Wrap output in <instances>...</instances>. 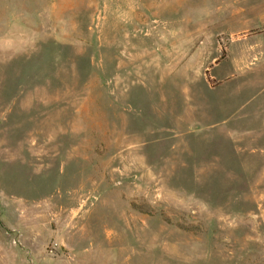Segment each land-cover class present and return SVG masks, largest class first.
<instances>
[{"label":"rangeland","instance_id":"obj_1","mask_svg":"<svg viewBox=\"0 0 264 264\" xmlns=\"http://www.w3.org/2000/svg\"><path fill=\"white\" fill-rule=\"evenodd\" d=\"M0 264H264V0H0Z\"/></svg>","mask_w":264,"mask_h":264}]
</instances>
